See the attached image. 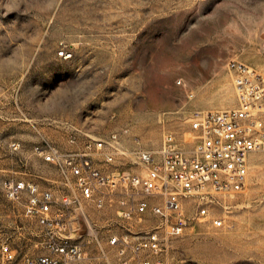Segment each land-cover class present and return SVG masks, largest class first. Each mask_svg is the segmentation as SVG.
Masks as SVG:
<instances>
[{"label":"rangeland","instance_id":"rangeland-1","mask_svg":"<svg viewBox=\"0 0 264 264\" xmlns=\"http://www.w3.org/2000/svg\"><path fill=\"white\" fill-rule=\"evenodd\" d=\"M61 50L71 56L59 57ZM232 59L264 74V0H0V264L62 258L51 253V231L26 215V195L7 197L8 179L51 191L54 214L65 197H80L62 212L65 235L86 256L68 264H264V249L254 247L264 238L253 239L250 253L230 247L249 226L264 229V152L252 155L243 190L222 194L220 206L158 254L134 256L129 248L121 255L122 243L111 238L135 241L159 217L147 210L124 219L122 185H103L95 196L105 203L97 207L81 197L69 169L36 150L85 153L91 143L95 167L112 179L144 170L138 152H158L169 133L191 149L192 113L237 103ZM96 141L106 144L98 149ZM184 208L195 216L193 201Z\"/></svg>","mask_w":264,"mask_h":264},{"label":"built area","instance_id":"built-area-1","mask_svg":"<svg viewBox=\"0 0 264 264\" xmlns=\"http://www.w3.org/2000/svg\"><path fill=\"white\" fill-rule=\"evenodd\" d=\"M67 59V50L58 52ZM227 69L233 77L237 103L233 108L200 110L192 113L193 148L176 145L174 136H165L158 152L139 151L138 160L144 170L120 172L110 179L95 167L87 144L85 153L63 154L55 147H36L46 161L56 162L69 169L76 178L83 199H94L97 207H103L105 199L96 198L95 193L103 185L127 188L119 199L120 214L130 220L137 214L150 210L159 217V223L152 229L131 241L128 235L119 239L112 237L111 244L122 243L121 255L129 248L134 256L142 251L155 255L169 246L174 236L182 235L193 219H200L210 213V206L221 205V195H231L243 190L249 180L251 157L264 152V74L250 64L232 59ZM117 135L112 136V141ZM104 141H96L94 146L102 149ZM114 152L106 153V160L113 161ZM5 192L9 199L20 200L25 194V213L52 233L49 248L52 256H40L28 264H68L86 256L84 246L73 241L66 233L63 210L80 203V197H65L62 211L54 214L56 200L49 190H41L39 184L24 180H5ZM131 190V191H129ZM194 202L195 216H188L184 203ZM214 225H223L222 219H215ZM8 260L14 258L11 250L5 247ZM123 264H130L125 260ZM150 264V261L140 262ZM161 264V262H158Z\"/></svg>","mask_w":264,"mask_h":264},{"label":"bare ground","instance_id":"bare-ground-1","mask_svg":"<svg viewBox=\"0 0 264 264\" xmlns=\"http://www.w3.org/2000/svg\"><path fill=\"white\" fill-rule=\"evenodd\" d=\"M263 227H248V230L245 231L244 233L247 235L246 239L243 240H237L233 244L230 245V247H234L235 251L240 252V253H250L254 250L253 247H251V244L254 243L253 239L254 238H264V229ZM257 250H263L264 249V244L259 245V246H254ZM226 257H224L225 259Z\"/></svg>","mask_w":264,"mask_h":264}]
</instances>
